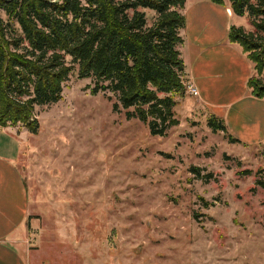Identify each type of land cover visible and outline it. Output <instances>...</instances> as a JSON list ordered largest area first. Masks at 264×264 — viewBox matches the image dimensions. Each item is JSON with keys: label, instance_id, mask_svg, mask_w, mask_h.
<instances>
[{"label": "rangeland", "instance_id": "374dc122", "mask_svg": "<svg viewBox=\"0 0 264 264\" xmlns=\"http://www.w3.org/2000/svg\"><path fill=\"white\" fill-rule=\"evenodd\" d=\"M92 86L76 69L61 101L35 108L37 133L0 128V154L19 150L35 217L28 233L51 256L44 262L264 264V144L213 131L210 117L224 115L189 91L175 107L180 123L152 135Z\"/></svg>", "mask_w": 264, "mask_h": 264}, {"label": "trees", "instance_id": "16d2710c", "mask_svg": "<svg viewBox=\"0 0 264 264\" xmlns=\"http://www.w3.org/2000/svg\"><path fill=\"white\" fill-rule=\"evenodd\" d=\"M212 1L229 2L235 15L247 18L251 29L232 25L229 37L254 62L248 85L264 97V0ZM186 2L0 0V128L22 125L37 133L35 108L61 101L77 69L79 78H92V94L113 93L114 111L126 110L152 135H167L180 123L175 107L188 91L181 51ZM209 125L228 132L216 116ZM192 171L201 175L200 167ZM257 183L264 188V178Z\"/></svg>", "mask_w": 264, "mask_h": 264}, {"label": "crops", "instance_id": "0c3cea01", "mask_svg": "<svg viewBox=\"0 0 264 264\" xmlns=\"http://www.w3.org/2000/svg\"><path fill=\"white\" fill-rule=\"evenodd\" d=\"M185 15L181 51L198 98L224 115L229 134L240 143L264 144V97L254 95L248 85L256 75L255 64L229 37L232 25L248 28V20L244 25L229 2L212 0L196 1ZM18 154H0V264H60L44 262L51 256L28 233L35 217L27 180L16 163Z\"/></svg>", "mask_w": 264, "mask_h": 264}, {"label": "built area", "instance_id": "2783aa9c", "mask_svg": "<svg viewBox=\"0 0 264 264\" xmlns=\"http://www.w3.org/2000/svg\"><path fill=\"white\" fill-rule=\"evenodd\" d=\"M188 91H189L192 95H196V96H198V90H197L196 87H194L192 84L189 85V87H188Z\"/></svg>", "mask_w": 264, "mask_h": 264}]
</instances>
